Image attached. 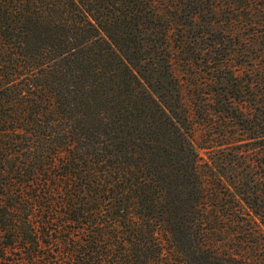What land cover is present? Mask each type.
Segmentation results:
<instances>
[{
    "label": "trees",
    "instance_id": "obj_1",
    "mask_svg": "<svg viewBox=\"0 0 264 264\" xmlns=\"http://www.w3.org/2000/svg\"><path fill=\"white\" fill-rule=\"evenodd\" d=\"M170 24H206L215 62L246 24L245 92H219L264 103V0H0V264H261L204 236L224 205L174 73L190 33L174 49Z\"/></svg>",
    "mask_w": 264,
    "mask_h": 264
},
{
    "label": "rangeland",
    "instance_id": "obj_2",
    "mask_svg": "<svg viewBox=\"0 0 264 264\" xmlns=\"http://www.w3.org/2000/svg\"><path fill=\"white\" fill-rule=\"evenodd\" d=\"M234 25L239 28L240 36L226 33L224 40L225 45L235 43L233 51L226 52V57L215 62L210 58V50L216 36L213 39L215 34L208 31L206 24H193V28L170 24L174 49L181 36L190 33L188 36L191 39L187 47L177 51L173 61L174 73L180 84L181 100L190 114L200 164H207V167L204 165L201 169L205 170L203 174L207 180V201L210 204L217 202L218 205H224L218 209L220 213H208L203 222L204 236L214 238L217 244L223 245L221 248H226L224 250L248 254L247 256L257 258L264 264V216H256L238 200L239 192L249 191L251 194L246 193L245 196L258 195L264 204V166L260 164L264 157V137L259 136V117L262 116L260 111H264L263 98L258 86H255L251 96L244 93L241 99H235L241 106L239 109L234 107L229 111L224 109V99L229 95L220 94L226 92L225 88L230 90V81L235 85L240 84L245 92V79L252 74L250 69L254 60L241 51L244 38L242 31L246 24ZM197 54L199 60H193ZM202 59L205 61H201ZM206 60L208 63H204ZM216 63H220L219 69L217 66L211 70ZM216 77L220 80L218 83ZM252 77L255 78L253 75ZM250 108L251 115H248L246 112ZM215 196L216 200L212 201ZM232 209L239 211L234 210L233 214ZM228 210L231 212L229 215ZM232 218H238V222ZM243 229L245 233H240ZM164 243L170 246L175 244L166 239Z\"/></svg>",
    "mask_w": 264,
    "mask_h": 264
}]
</instances>
